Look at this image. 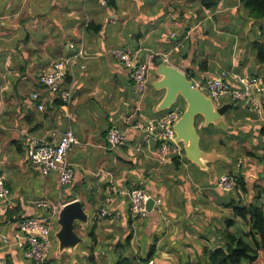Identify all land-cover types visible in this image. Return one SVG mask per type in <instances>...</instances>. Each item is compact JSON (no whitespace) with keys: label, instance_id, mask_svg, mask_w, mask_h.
I'll use <instances>...</instances> for the list:
<instances>
[{"label":"crops","instance_id":"1","mask_svg":"<svg viewBox=\"0 0 264 264\" xmlns=\"http://www.w3.org/2000/svg\"><path fill=\"white\" fill-rule=\"evenodd\" d=\"M263 27L264 19L252 18L241 0H217L211 7L204 0H115V7L106 0H0V176L11 188L8 197L0 198V227L12 240L1 255L11 264H35L24 258L20 222L52 212L38 207V200L83 201L89 222H78L76 229L84 242L63 252L82 264L90 252L99 263L105 257L101 252L113 259L119 249L120 258L134 253L139 264H194L207 248L222 246L220 231L235 206L264 202V107L259 112L248 102L236 103L239 108L226 112L221 128L205 127L198 118L202 146L216 150L208 169L187 158L163 160L159 140H145L134 126L165 113L157 112L165 90L152 86L160 78L157 64L140 101L131 70L110 50L135 51L140 60L157 55L191 78L226 71L239 84V77L264 78L257 57ZM62 58L71 60L62 88L71 87L72 97L61 103L60 95L38 79ZM202 61L208 69L201 73ZM68 128L78 138L68 154L75 178L62 186L57 172L44 175L30 163L28 149L33 139L57 140ZM111 128L124 132L123 144L109 143ZM223 173L243 176L247 191L222 190ZM111 188L125 217L96 220ZM134 188H145L162 205L144 219L131 217L124 191ZM240 221L237 217L234 229ZM55 241L56 236L47 260L63 257Z\"/></svg>","mask_w":264,"mask_h":264},{"label":"built area","instance_id":"2","mask_svg":"<svg viewBox=\"0 0 264 264\" xmlns=\"http://www.w3.org/2000/svg\"><path fill=\"white\" fill-rule=\"evenodd\" d=\"M110 53L118 58L126 68L131 70V76L135 85V91L140 101L146 95L150 87V71L153 65L152 55L149 60H140L138 52L114 48ZM167 60V58H166ZM68 58H62L52 63L51 68L39 76V83L46 86L50 91L58 93L63 100L69 101L72 97V88L63 89L62 82L65 80L70 66ZM190 77V75H189ZM191 78V77H190ZM192 86L210 95L216 106H221L227 100L233 104L248 102L255 111L261 112L264 107V78L261 75H248L239 77V84H234L229 74L224 71L220 76L213 78H191ZM35 93V97H38ZM141 106V104H139ZM139 106V108H140ZM40 107H42L40 105ZM181 109L173 107L157 118L146 121H137L134 126L144 133L147 141L159 140V156L166 160L175 156L186 158L182 143H174V123L181 115ZM107 139L112 146L121 145L126 141V135L118 128L108 131ZM78 143L74 129L68 128L57 140L45 141L33 139L29 145L28 156L30 163L40 172L47 175L57 172L62 186L69 185L75 178V168L68 159L69 151ZM222 190L229 192L235 189L236 183L230 173H223L219 179ZM11 188L5 177L0 176V198L10 195ZM117 190L109 189L103 198V204L99 207L95 216L96 220L113 219L121 221L125 214L117 207ZM128 198V209L131 217L144 219L152 211L147 209V202L154 198L153 210L162 205V199L153 196L145 188H134L124 191ZM38 207L53 209L45 216H29L20 222V230L24 241L23 255L26 260L35 264L46 261L54 242V230L59 227L57 220L60 210L64 205L49 200L36 201ZM17 236H20L17 234ZM12 240L0 227V264H11L1 255V248L11 245Z\"/></svg>","mask_w":264,"mask_h":264},{"label":"water","instance_id":"3","mask_svg":"<svg viewBox=\"0 0 264 264\" xmlns=\"http://www.w3.org/2000/svg\"><path fill=\"white\" fill-rule=\"evenodd\" d=\"M156 75L160 78L152 82L157 90H165V94L157 105V112H166L176 103L185 105L179 119L174 123V143H182L186 158L197 164L201 169H208V163L216 159V150H205L201 144V134L197 127L198 118L202 117L204 126L213 124L217 128L226 124L225 114L239 106L231 102L216 106L210 95L192 86V80L185 71L166 62L157 60ZM154 198L147 202V209L153 212ZM89 213L82 200L77 199L64 204L58 215L59 229L55 233L59 251H73L84 242L78 233V222L88 223Z\"/></svg>","mask_w":264,"mask_h":264},{"label":"trees","instance_id":"4","mask_svg":"<svg viewBox=\"0 0 264 264\" xmlns=\"http://www.w3.org/2000/svg\"><path fill=\"white\" fill-rule=\"evenodd\" d=\"M106 1L109 6L115 7V0ZM215 2H217V0H204V5L206 7H211ZM241 2L245 8L249 10L252 18L255 20L264 19V0H241ZM91 25H93V23H89L87 29H90ZM263 32L264 27L261 33ZM257 57L260 62L264 64V43L260 41L257 42ZM158 59L159 56L153 57V66H156ZM198 69L201 73L207 71L208 62L202 61L199 63ZM191 73L192 72L189 74ZM192 74L195 76V72ZM60 99L62 103L64 100H62V98ZM202 147L207 150L204 146ZM233 179L236 183V188L238 187L245 192L247 191L243 176L236 175L233 176ZM237 217L241 218L246 225V231L244 233H239L234 229ZM220 234L221 239L224 241V245L215 248H207L205 250V259L195 264H264V202H258L256 200L249 204H238L235 206L232 218L226 223L225 229L221 230ZM92 237L93 243H97V237L93 235V232ZM130 239L131 236H127L126 242H129ZM89 261L90 264H97L93 252H90ZM129 261L130 258L128 257L121 258L115 264H131Z\"/></svg>","mask_w":264,"mask_h":264},{"label":"rangeland","instance_id":"5","mask_svg":"<svg viewBox=\"0 0 264 264\" xmlns=\"http://www.w3.org/2000/svg\"><path fill=\"white\" fill-rule=\"evenodd\" d=\"M183 103H176L175 105H174V107H176V108H180L182 111H183V109H184V107H185V105H182ZM203 201L204 202H206V203H208L209 202V199H207V198H204L203 199ZM232 218V217H231ZM239 224V225H238ZM236 229H235V231H237V232H239V233H244L245 231H246V225L242 222V221H240V223H237V225H236ZM218 242L219 243H223V245H224V241H223V239H220V240H218ZM55 248H56V250L59 248L58 247V243L55 241ZM103 249V248H102ZM101 249V250H102ZM120 251H122L121 249H119V250H116L115 251V253H114V255H111L110 257H112L113 259H111V258H109L108 257V255H107V253L106 254H103L102 252H101V256H105V257H102V259H101V261L99 262V263H97V264H115L119 259H121L120 258V254H121V252ZM108 254L110 253L109 252V249H108ZM131 253V252H130ZM129 253V254H130ZM90 255V254H89ZM89 255H88V257L86 258V263L85 264H90V261H89ZM128 255V254H127ZM63 256V257H62ZM129 256V255H128ZM60 257H62V258H60V259H56V258H54V259H49V260H47L46 259V261L45 262H43V263H41V264H82V262L80 263V260L78 261L77 260V258H76V260L75 259H73V256H68V254L67 253H63ZM107 257V258H106ZM130 263L131 264H139V263H137L136 261H135V259H136V255L134 254V253H132V254H130ZM107 259V261H105ZM116 260V262H115V260ZM204 259H205V257H204ZM184 264H188V263H190V262H183ZM194 264H195V262H193ZM191 264V263H190Z\"/></svg>","mask_w":264,"mask_h":264}]
</instances>
